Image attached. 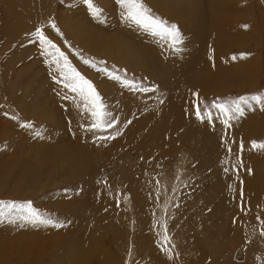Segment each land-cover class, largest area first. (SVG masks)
<instances>
[{"label": "bare ground", "instance_id": "6f19581e", "mask_svg": "<svg viewBox=\"0 0 264 264\" xmlns=\"http://www.w3.org/2000/svg\"><path fill=\"white\" fill-rule=\"evenodd\" d=\"M66 1L62 0L61 2ZM49 3L51 0H0V33L3 34L6 31L8 19L14 25L21 24L26 18V14L29 13L25 8L31 6L34 8V14L28 21L31 24L34 23L41 14L39 8ZM149 3L168 14L170 18L185 22V30L195 39V42L191 45L185 42L182 46L183 51L180 52H174L171 48H163L160 44L162 41L156 40L153 35H141L142 27L137 26L136 28L129 25L128 21L122 18L118 5L115 7V17L111 8H105V10L108 15L114 17L112 23H116L115 26L119 32L109 34L111 29L106 27L107 33L100 39L98 36L101 27L95 24L98 18L93 17L91 10L84 13L85 15L77 16L75 14L72 17L73 23L82 25L87 34L86 37L90 36L89 40L87 38L80 39L79 44L89 48L94 53H103L119 63L127 66L136 65L140 71L146 70L151 73L154 83L159 89L145 92L139 91L138 87L135 88L133 94H130L129 91L133 88L125 87L124 84L110 79L106 74L100 75L102 83L99 85L103 86L106 92L108 90L110 92L116 91L114 85L117 84H120L121 89H123L120 91V97H118L120 109L124 107L133 109L136 106L139 110L136 116L125 117L121 110L116 115L118 124L123 128L119 131L131 129L132 143L123 139L120 140L121 132L110 133V135L100 138L102 136L100 132L88 131V127L91 125L87 127L88 124L85 125V121L90 120L91 116L87 114L81 99L77 96L79 93L72 92L68 88L65 92L66 96L62 97L60 93L55 92L58 94L55 105L61 108L62 112H51L50 116L56 119L61 126L77 129L75 137L72 139L74 143L65 144L64 150L68 152L74 150L79 175L86 176L85 188L72 197L71 202H67L68 207L65 212L62 211L65 207L61 210L63 206L61 208L57 206V213L60 212L68 216H71L70 213H72L74 216L70 226L63 227L59 236L65 239L67 245L70 244L72 251H74L70 259L76 264H83L82 260L85 259H88L87 264H110L112 262V255H109L111 246L106 244L110 242L108 240L110 238H112V243L113 240L116 241V238H119L118 232L116 233L118 223H116V219H114L115 222L111 221V217L115 216L116 213H114L113 206L105 198L106 194L103 190H99L102 184L99 183L94 190H91V185L98 177L101 168L107 166L111 157L117 154V149L133 144L139 149L138 159L127 167V171L132 180L131 186H134V191L138 195L139 212L136 209L134 211L131 203H129V208L131 214L137 215L140 223L145 226L142 231L139 230L136 233V236L143 246V251L149 257L147 264H264L258 259L255 250H253L254 247H251V241L246 238L248 227L246 209L249 205L258 206L260 200L255 198L258 189L264 187V149L252 147L253 141L261 143L264 138V134L261 139L257 138L256 133L260 130L258 129L260 126L255 123L257 121L256 114L233 119L229 122L230 127L223 123L224 117L219 113L212 116L210 121L207 119L201 121L195 115L196 96L212 89H219L218 82L222 78V72L214 66V58L216 60V57L213 56V52L217 49V32L218 35L221 32L223 34V31L224 34L227 33L218 16V13L224 12V9L216 5L217 0H195L194 4H190V0H150ZM82 5L84 8L82 6L77 7L85 9V2ZM72 9L76 10L73 6ZM49 19H53V17L48 16L42 22ZM56 22L57 19H55ZM71 25L70 21L59 23L60 34L57 33L56 36L61 40L62 37H66L70 43L74 44L77 42L69 39L71 34H76ZM223 64L226 65V63ZM50 65L52 66L51 62ZM80 66L82 65L79 64ZM220 67L223 68L221 65ZM228 69L227 71H229ZM231 72L234 74V71L231 70ZM87 75L94 79L99 77V75L92 76L91 73ZM60 87L65 88V84L63 83ZM11 109L13 110L14 107ZM201 122H208L207 126H203ZM258 122L260 121L258 120ZM14 124L16 122L5 115L0 130L6 132V137L12 138L13 145H18L17 148L19 149L20 144L21 150H24L27 138L23 136L22 132L16 134L11 132L10 127ZM51 127L52 124L49 129ZM114 127L118 128L117 124ZM15 130L17 131L16 128ZM147 130H149V134L142 140L140 135ZM179 132L184 136H173ZM53 134H55L53 137H46L49 142L55 140L59 135H64V139L70 138V134L64 130L61 134ZM104 137H108V139H103ZM21 138L24 141L20 140ZM117 139L119 144L115 145ZM149 141L163 147L162 155L176 151V148L179 149L177 154L180 165L175 171L172 170L171 182L166 179L164 170L159 172L157 168L150 165L151 177L149 182L144 187L138 183L137 176L142 174L144 167L139 170L137 167L144 160L143 155L147 150ZM196 143H199L203 149L199 148ZM241 143L244 145L243 149L240 148ZM56 149L42 146L41 153L43 156L52 157L53 160L57 161L61 159L62 154L59 155V151L56 152ZM126 154V152H122L117 155L123 158ZM135 169L137 172L133 174ZM191 172L193 176L187 177ZM201 172L203 173L201 191L207 197V208L197 207L194 212L187 211L182 203L185 201L194 202V200H181V197L176 193L172 195L171 201L174 200L175 196H178L176 198V202H179L177 207H174L171 202L173 207L163 202L158 209V199L155 196L156 192H154L156 179L159 177V180L164 179L171 193L175 188L172 185L175 179L182 183L184 179L185 182L190 181L191 185L185 190H187L188 197L192 198V184L199 180ZM66 176L68 177V175ZM242 204L244 206L243 211L241 210ZM106 205H110L109 210ZM167 209H169L168 212ZM203 210L206 211L203 212ZM157 211L158 220H156ZM173 214H178L184 218L186 229L175 221L172 217ZM161 223L168 240L174 243L180 241L181 253L177 259L171 256L170 248L165 244V239L162 238ZM78 224L89 228L82 230ZM107 224L114 229L111 230L112 228ZM52 227L51 225H43L42 229H36L37 233L28 236L34 240L39 239V242L48 247L53 246L54 241L41 238L43 237L42 234L45 237L56 235L57 232ZM101 228L110 231V234L105 237L106 244L98 245L97 239L100 235L108 233L105 230L102 231ZM122 228V223H119L120 233H122ZM184 241L189 250L183 247ZM115 244L116 242H114ZM241 247H244V250L240 253L238 251ZM223 249L228 250L225 256L220 260L213 258L215 252L218 253ZM251 251H253V256L250 258ZM22 254L23 257H29L26 250H22Z\"/></svg>", "mask_w": 264, "mask_h": 264}, {"label": "rangeland", "instance_id": "374dc122", "mask_svg": "<svg viewBox=\"0 0 264 264\" xmlns=\"http://www.w3.org/2000/svg\"><path fill=\"white\" fill-rule=\"evenodd\" d=\"M61 1L62 0H51V3L48 5H42L39 8L41 11L39 18L32 24L28 20L33 16L34 8L32 6L25 8L29 13L26 14L24 21L19 25H14L10 23L8 19L6 31L3 34L0 33V127L6 115L13 119L16 124L18 123L10 127L11 132L13 134L22 132L23 136L27 138V140H25L24 150H21L20 144L18 149V145L12 144V138L6 137V132L0 130V200L20 203L31 201L33 206L44 216H50L53 220L63 224L64 227H68L74 216L70 212L71 216L63 213L61 214L60 212V214L57 213L58 207L61 208L63 206L61 210L65 207L62 210L65 212V209L68 207L67 202H71L72 197L79 194L81 189L85 188L84 180L86 176L82 177L79 175V168L75 163L76 155H74V150H71V152L64 150L66 148H64L65 144L74 143L72 139L75 137L77 129L64 125L61 126L56 119L50 116L51 112H62V109L55 105V100L58 97V94H55V92L65 97V92L68 89L67 87H60L63 83H68L61 74L63 60H61L60 65L54 62V55H58V53L55 52V49L44 45L37 38V30H42L45 36L55 44L56 48L67 57L68 65L74 68L87 80L91 81L100 93L107 110L105 119L113 125L112 127H103L99 130L92 129L94 132L98 131L101 133L102 136H100V138L110 135V133L121 132L122 136L120 140L123 139L128 142L133 141V139L130 138L132 134L131 129L119 131V129L123 128L118 124L116 115L121 110L123 113L122 115L125 117L129 115L136 116L139 110L136 106L132 109L124 107V105H122L124 108L121 107L122 109H120L118 97H120V91H123L120 87L122 83L117 81L120 83L114 85L115 90H117L114 92L108 90V92H106L103 86L99 85V83H102L100 75L105 73L98 69L107 68L110 72L118 73L122 78L134 81L137 88H159L154 83V78L151 76V73L146 70L140 71L136 65L127 66L119 63L103 53H94L90 51L89 48L79 44L78 41L80 39L87 38L89 40L90 36L86 37L87 34L84 32L82 25L73 23L72 17L75 14H77V16L83 15L90 10V8L88 4L85 3V9H83L84 6L82 3L84 0H67L64 3ZM143 2L145 6L151 10L153 15L171 24L178 25L184 38L182 46L185 42L188 45L195 42V39L185 30V22L170 18L168 14L160 11L152 4L153 7L149 3L150 0H143ZM194 2L195 0H190V4H194ZM93 3L102 10L101 15L95 22V24L101 27L98 38H102V36L107 33L105 30L106 27L111 29L109 34H117L119 31L117 26H115L116 23H112L115 17V7L117 5L119 6L121 10L120 14H122L124 10L116 0H93ZM216 5L224 9V12H219L218 16L219 20L222 21V26L224 25L223 28L226 29L225 32H227L224 34L223 30L225 29L222 30L224 35L222 32L218 35L217 32V49L213 52V56L216 57V60L214 58V66L222 72V78L218 82V90L212 89L211 91L209 90L196 96L195 101L199 103L202 113H205V109L211 105L213 101L264 93V0H217ZM72 6L76 10L72 9ZM77 6H82L83 8L79 9ZM105 8H111L114 12V17L108 15ZM48 16L53 17V19L42 22V20ZM55 19H57L56 23ZM65 21H70L72 23L71 28L76 34H71L69 39L77 43H70L66 37H62V40L57 38L56 34H60L59 23ZM128 23L137 28V25L131 21H128ZM53 25H55V27H53ZM140 33L141 35L152 36V34L144 28ZM153 37L158 41H162L160 44L163 48H171L170 44L165 42L162 38L154 35ZM233 57H235V59ZM86 60L90 61L91 64L84 63ZM223 63H226V65ZM79 64H81L84 69H81L82 66L79 67ZM93 64L95 67L92 66ZM220 65L225 69L221 68ZM228 68L234 71V74ZM227 69L229 71H227ZM89 73L95 77L99 75V77H96L97 79L91 78L87 75ZM134 92L135 89L129 91L130 94ZM77 96L84 105L85 102L82 100L81 96ZM12 107H14L13 110L11 109ZM254 109L255 110L246 108L244 116L256 114L257 121L255 123L257 126H262L261 128L258 127L260 130L256 135L258 139H261L264 134V111L260 110L258 106H254ZM85 110L87 114L91 116L86 107ZM212 111V116L218 114L215 109ZM63 113L67 115V113ZM79 116H81V114H79ZM93 120L94 118L92 116L90 120H84L85 125L88 124L87 127L90 125L92 126ZM258 120L260 122H258ZM201 123L206 127L208 122ZM51 124L52 127L49 129ZM115 124H117L118 128L114 127ZM22 125H31V127H24ZM91 126L88 127V131ZM61 129L70 134L69 139H64V135H59L51 142L46 139V137H53L55 135L53 133L61 134ZM49 134L50 136H48ZM148 134L149 130L145 133H141V139L144 140ZM173 136L180 137L184 135L179 132L178 134L175 133ZM20 140L24 141L22 138ZM263 141L264 138L262 139V142ZM114 144H119L118 139ZM196 145L203 149L199 143H196ZM42 146H49L53 149L57 148L56 152L58 150L59 155L62 154L60 157L61 159L57 160L59 162L53 160L52 157L43 156L41 153ZM178 150L179 149L176 148V151H170L162 155L163 147L149 141L147 150L143 155L144 160H142L137 167L138 170L144 167L142 174L137 176L138 183L144 187V185L149 182L151 177L149 170L150 165L157 168L159 172L164 170L166 179L171 182V177L173 176L172 170L175 171L180 165L178 162ZM122 152L127 153L123 158L117 155ZM116 153L117 154L111 157L109 164L101 168L98 177L91 185V190H94L99 183L102 184L99 190H103L106 194V196L104 195L105 198L114 208V213L116 214L111 217V221L115 222L114 219H116V223H118L116 233L118 232L117 235L119 238H116V241L113 240V243L112 238H110L111 240H108L111 243L109 242L106 244L105 237L109 236L110 231L108 232L101 228L102 231L105 230L108 233L100 235L97 239V243L98 245L105 243L111 246L109 255H112V262L110 264H147L149 257L146 252L143 251V246L136 236V233H138L139 230L142 231L145 226L140 223L137 215L131 214L129 208V203H131L134 211L136 209V211L139 212L138 195L134 191V186H131L132 180L127 171V167L131 166L133 162L138 159L137 155L139 154V149L136 145L132 144L131 146H124L122 149H117ZM71 155L74 156L71 157ZM137 169L134 170L133 174L137 172ZM154 170L153 168V171ZM66 175H68V177ZM188 176H193V173H189L187 177ZM202 176L203 173L201 172L199 180L192 184V198L188 197L187 190H185L191 185L190 181L185 182L184 179L183 183H185L183 184L180 180L175 179V181L172 182L175 188L171 193L164 179L159 180V177L156 181L153 180L155 181L154 192H156L155 196L158 199V209L163 202H166L168 206L173 207L172 204H174V207H177L179 205V202H176L178 196H175L174 202L171 201L172 195L176 193L181 197V200H194V202L185 201L182 203L184 209L187 211L194 212L197 207L207 208V197L201 191ZM255 199L260 200L258 206L249 205L246 209V214L248 216L246 238L251 241V247H254L253 250H255L258 259L264 263V187L258 189ZM115 203L119 204L118 206L120 208L122 207V209H119L117 204L115 207ZM106 206L109 210L110 205ZM168 211L169 209H167V212ZM205 211L206 210H203V212ZM172 217L186 229L182 216L173 214ZM156 220H158V211ZM119 223H122V233H120L121 231L119 230ZM162 223V238L164 240L167 236L163 230ZM107 225L110 226L109 224ZM40 226L37 227L19 220L12 224H0V264H76L70 259L72 252H74L70 244L67 245L65 239L59 236L63 231V227H52L57 232L56 235H52V237H45L42 234L43 237L41 238L50 239L55 242L53 246L48 247L39 242V239L34 240L29 237L35 234V232H38L36 230L37 228H43V225ZM78 227L82 230L84 228H89L79 224ZM113 229L114 228L111 230ZM187 229H189V227H187ZM92 232L94 233L95 231ZM164 241H166L165 244L170 248L171 256L175 259L179 258L181 253L179 249L180 241L174 243L168 240V238ZM114 242H116L115 245ZM183 247L189 250L185 241ZM246 248L249 249L248 247ZM22 250H26L29 253V257H23ZM243 250L244 247H241L238 252L241 253ZM227 252L228 250L224 249L220 250L218 253L215 252L213 258L220 260ZM208 254L211 255L210 253ZM252 256L253 251H251L250 258ZM87 261L88 259L82 260V262H84L83 264H87Z\"/></svg>", "mask_w": 264, "mask_h": 264}, {"label": "snow or ice", "instance_id": "6c2138e0", "mask_svg": "<svg viewBox=\"0 0 264 264\" xmlns=\"http://www.w3.org/2000/svg\"><path fill=\"white\" fill-rule=\"evenodd\" d=\"M88 4L93 17L99 18L102 10L97 7L93 0H84ZM120 7L124 10L122 12V18L131 21L137 26L144 28L150 34L162 38L165 42L169 43L172 51L180 52L183 51L181 47L183 44V35L180 32L178 25L171 24L168 21L157 17L151 13L143 0H116ZM55 27V25H53ZM37 38L50 48L55 49L58 55H54V62L58 65H62V75L68 83L65 87L70 88L72 92H78L82 100L85 102L84 106L90 112V115L94 118L92 129H101L103 127H112L111 122H107L105 117L107 116L106 105L100 93L97 91L95 85L83 77L74 68H71L67 63V57L64 53L56 48L55 44L49 40L42 30H37ZM235 59V57H233ZM86 64H91L90 61H84ZM95 67V65H92ZM104 72L110 79L118 81L124 84L125 87L137 88L134 81H129L122 78L118 73L110 72L107 68L98 69ZM139 91H155L153 88H139ZM195 95V94H194ZM254 106H258L260 110L264 111V93H256L251 95H243L233 99L213 101L205 109V113L201 112L199 103L195 104V115L201 121L207 119H212V110L215 109L219 114L223 115V123L226 126H231L230 121L233 119H238L245 115V109H254ZM24 127H31V125H22ZM103 139H108L104 137ZM244 145L241 143L240 148L243 149ZM253 148L264 149V142L258 143L253 141ZM242 195V194H241ZM241 210H244L243 204L241 205ZM24 221L25 223L32 224L34 226H48L53 227H64L63 224L53 220L50 216H44L38 209H36L31 201L26 202H15V201H3L0 200V224L2 223H16L17 221ZM167 239V237L165 238Z\"/></svg>", "mask_w": 264, "mask_h": 264}]
</instances>
